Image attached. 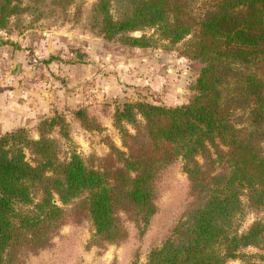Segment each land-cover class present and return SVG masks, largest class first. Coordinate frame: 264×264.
<instances>
[{"label": "trees", "instance_id": "16d2710c", "mask_svg": "<svg viewBox=\"0 0 264 264\" xmlns=\"http://www.w3.org/2000/svg\"><path fill=\"white\" fill-rule=\"evenodd\" d=\"M44 1L0 0V30L13 16H36ZM75 1L50 4L65 10ZM92 27L136 48L152 47L151 38L132 36L149 29L169 45L191 37V58L204 64L195 94L179 107L138 102L116 110L125 152L114 150L113 170L88 168L76 155L59 161L54 142L43 136L58 117L39 122L37 140L24 128L0 136V264L19 248L46 247L61 226L86 216L96 239L119 241L118 214L145 223L156 212L155 183L177 159L188 206L148 264H225L248 247L264 251L263 222L239 230L242 197L250 210L264 212V0H97ZM236 110L245 111L240 127L232 120ZM84 114L75 117L85 129Z\"/></svg>", "mask_w": 264, "mask_h": 264}, {"label": "rangeland", "instance_id": "374dc122", "mask_svg": "<svg viewBox=\"0 0 264 264\" xmlns=\"http://www.w3.org/2000/svg\"><path fill=\"white\" fill-rule=\"evenodd\" d=\"M96 1L76 0L61 10L53 7L50 0H45L36 16L24 13L11 17L7 28L0 30V43L1 39L14 38L11 45L15 51L21 49L19 38L30 33L41 38L47 32L61 33L58 34L61 40L56 43L55 54L70 63V117L61 111L44 118L58 117L59 124L53 128L43 127V136L54 142L57 159L61 162L76 155L88 168L102 170L101 167L113 166V170L119 167L114 150L125 152L122 135L114 126L116 110L138 102L162 107L188 104L195 94L193 86L204 64L200 59L191 58L193 50L187 47L191 37L169 45L160 38L157 29L132 34L133 37L145 35L151 38L154 43L149 48L129 47L117 38H104L92 27V10ZM200 4L201 1L195 3L194 15L199 12ZM86 69L87 72L83 73ZM104 108L111 109L110 132H106L100 121L99 114L105 111ZM77 111L86 113L83 118L88 128L84 129L75 117ZM244 119L245 111L232 112L236 127H240ZM137 120L142 123L140 118ZM121 126L130 135H135L133 125L124 123ZM36 128L34 131L26 129L34 140L38 139ZM79 129L90 135L85 136L84 144ZM31 159L27 152V160ZM187 196L188 180L183 162L177 159L159 175L155 183L156 212L145 223L118 214L124 230L119 241L108 243L96 239L92 222L86 216L61 226L46 247L36 251L19 248L11 255L7 254L3 264H148L150 253L161 247L185 213ZM242 203L240 232L246 231L254 222L264 223V212L250 210L245 197H242ZM263 256L260 247H248L240 251L237 259L225 264H262Z\"/></svg>", "mask_w": 264, "mask_h": 264}, {"label": "crops", "instance_id": "0c3cea01", "mask_svg": "<svg viewBox=\"0 0 264 264\" xmlns=\"http://www.w3.org/2000/svg\"><path fill=\"white\" fill-rule=\"evenodd\" d=\"M58 34L61 33L47 32L41 38L30 33L19 38L21 49L15 51L11 45L14 38L1 39L0 136L19 128L34 131L42 119L61 111L70 117V63L55 54L56 43L61 40ZM104 110L99 114L100 121L110 132L111 109ZM79 130L84 144L83 139L90 135Z\"/></svg>", "mask_w": 264, "mask_h": 264}]
</instances>
